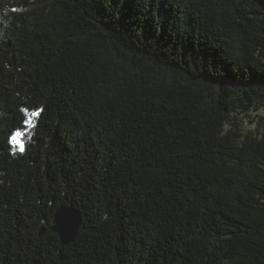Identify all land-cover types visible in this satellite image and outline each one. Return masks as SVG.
I'll list each match as a JSON object with an SVG mask.
<instances>
[{
  "label": "trees",
  "instance_id": "obj_1",
  "mask_svg": "<svg viewBox=\"0 0 264 264\" xmlns=\"http://www.w3.org/2000/svg\"><path fill=\"white\" fill-rule=\"evenodd\" d=\"M0 264H264V0H0Z\"/></svg>",
  "mask_w": 264,
  "mask_h": 264
},
{
  "label": "water",
  "instance_id": "obj_2",
  "mask_svg": "<svg viewBox=\"0 0 264 264\" xmlns=\"http://www.w3.org/2000/svg\"><path fill=\"white\" fill-rule=\"evenodd\" d=\"M81 222L82 217L75 207L62 206L54 215L51 230L59 235L63 245L68 246L77 237Z\"/></svg>",
  "mask_w": 264,
  "mask_h": 264
},
{
  "label": "clouds",
  "instance_id": "obj_3",
  "mask_svg": "<svg viewBox=\"0 0 264 264\" xmlns=\"http://www.w3.org/2000/svg\"><path fill=\"white\" fill-rule=\"evenodd\" d=\"M41 111H42V108H41ZM21 112H23L25 115H29V113L21 108ZM36 111H32L30 114L31 115H34ZM17 132H20V131H17ZM20 139L21 137L20 136H15L13 137V139L10 141V144L12 145V147L10 148V154L13 156V158H15L17 152L19 153H22L21 149L23 148L25 150L26 148V144L23 143V144H20ZM27 143H31V134H29L28 136V140H27Z\"/></svg>",
  "mask_w": 264,
  "mask_h": 264
},
{
  "label": "snow or ice",
  "instance_id": "obj_4",
  "mask_svg": "<svg viewBox=\"0 0 264 264\" xmlns=\"http://www.w3.org/2000/svg\"><path fill=\"white\" fill-rule=\"evenodd\" d=\"M40 115H41V112H40V111H36L34 115H31V114H30L29 119L26 121V124H28L29 126L34 127V126H35V121H34L33 118L39 117ZM15 136H20V137H21V136H22V133H21V132H15V134H13V135L11 136L10 141H11V140L13 139V137H15ZM23 143H24V142H22L21 139H20V144H23ZM21 151H22V153H23L25 150L22 148Z\"/></svg>",
  "mask_w": 264,
  "mask_h": 264
},
{
  "label": "rangeland",
  "instance_id": "obj_5",
  "mask_svg": "<svg viewBox=\"0 0 264 264\" xmlns=\"http://www.w3.org/2000/svg\"><path fill=\"white\" fill-rule=\"evenodd\" d=\"M34 119V118H33ZM33 127L28 125V130L27 131H21L22 136H21V141L27 139L29 134H32Z\"/></svg>",
  "mask_w": 264,
  "mask_h": 264
}]
</instances>
